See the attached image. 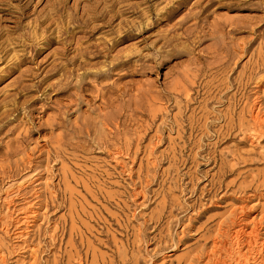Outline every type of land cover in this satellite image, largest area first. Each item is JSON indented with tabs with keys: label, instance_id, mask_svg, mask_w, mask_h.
I'll return each mask as SVG.
<instances>
[{
	"label": "rangeland",
	"instance_id": "374dc122",
	"mask_svg": "<svg viewBox=\"0 0 264 264\" xmlns=\"http://www.w3.org/2000/svg\"><path fill=\"white\" fill-rule=\"evenodd\" d=\"M52 6L0 0V264H209L241 211L263 237L264 0Z\"/></svg>",
	"mask_w": 264,
	"mask_h": 264
},
{
	"label": "bare ground",
	"instance_id": "6f19581e",
	"mask_svg": "<svg viewBox=\"0 0 264 264\" xmlns=\"http://www.w3.org/2000/svg\"><path fill=\"white\" fill-rule=\"evenodd\" d=\"M63 0H53L52 12L49 15L51 24L62 25L63 15L61 11ZM50 27V25L48 26ZM245 48L241 46V51ZM233 59V58H232ZM208 67V66H207ZM204 67H198L195 72L191 75L192 78L200 79L201 76H206L210 72V68L204 70ZM204 70V72H203ZM202 81V80H201ZM197 82V80H196ZM171 88V91H177L178 82H176ZM199 87V85H197ZM193 90V93H198L195 86L189 87ZM188 94L185 96V102H188ZM168 101V99H167ZM157 114L150 116V123H153L154 118ZM108 115L105 113L103 117L100 116L98 123L102 126H108L112 124L111 119H107ZM253 120L258 123H264V114L259 111L252 113ZM117 125V123H116ZM224 230H220L218 235L212 240V247L204 253H200L196 256V260H201L204 256L208 258L209 264H264V236L262 237L260 224L252 219H248L247 214L239 212L236 217L231 220L230 224L226 226ZM62 242L63 239L60 238ZM70 243V242H69ZM230 246V247H229ZM229 247V248H227ZM225 251L226 255L222 256V252ZM82 252V249H81ZM67 257L66 262L63 264H87L88 251L80 253L79 251L65 250L63 252ZM73 260H75L73 262ZM93 264V260L90 261Z\"/></svg>",
	"mask_w": 264,
	"mask_h": 264
}]
</instances>
